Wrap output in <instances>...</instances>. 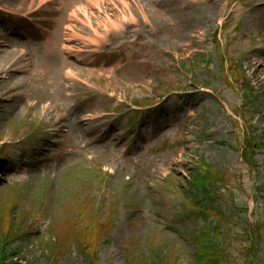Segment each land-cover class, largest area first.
Instances as JSON below:
<instances>
[{"label": "rangeland", "instance_id": "obj_1", "mask_svg": "<svg viewBox=\"0 0 264 264\" xmlns=\"http://www.w3.org/2000/svg\"><path fill=\"white\" fill-rule=\"evenodd\" d=\"M70 26L72 34L63 28ZM2 31L8 47L0 50L24 60L28 77L18 82L28 83L27 96L39 105L0 109V205L11 207L22 192L20 206L31 214L40 207L36 235L14 248L18 264H52L42 254L47 227L53 217L64 227L75 197L118 209L98 264H128L126 247L128 260L140 252L148 259L153 243L167 256L181 248L168 264H193L191 238L206 222L183 202L201 159L226 174L227 186L214 200L228 222L226 254L244 264L240 235L247 227L245 245L259 241L264 263V73L249 54L264 58V0H0ZM91 31L99 40L87 44ZM221 54L228 63L242 59L243 88L225 83ZM46 55L55 57L56 70ZM66 71L77 77L67 80ZM171 84L177 91L158 99ZM247 88L254 93L240 119ZM79 110L89 137L77 143L56 126ZM244 120L249 142L260 143L247 149L252 160L242 156ZM58 264L90 262L73 249Z\"/></svg>", "mask_w": 264, "mask_h": 264}, {"label": "trees", "instance_id": "obj_2", "mask_svg": "<svg viewBox=\"0 0 264 264\" xmlns=\"http://www.w3.org/2000/svg\"><path fill=\"white\" fill-rule=\"evenodd\" d=\"M194 184L198 185L204 193H207L209 187H215L216 184L222 182L216 173L209 171L206 166L199 167L197 172L192 175ZM84 198V196H81ZM69 207L64 227L57 219L50 227L52 231L51 238L44 243V253L47 252L56 264L68 252L71 242L80 243L85 246L83 251L87 256L94 260L97 252L102 244V238L110 231L115 221V212H109L100 209L96 203L73 198ZM30 212L21 208L18 215H14L9 208H0V264H17L13 258L17 255L13 248L21 242L26 241L32 235V226L27 224ZM219 222L224 224L225 221L222 213L215 214ZM215 229V228H213ZM209 231L205 230L207 235ZM218 233L219 229H215ZM82 242V243H81ZM247 239L243 241V249L245 251L244 264H264L260 258V252L257 248L261 247V243L256 241L254 245H245ZM225 249L217 246L216 238L208 237L205 243L200 244V248L196 254L194 264H231L230 257L224 251ZM252 254V260H249ZM129 258V251H127ZM168 257L164 252H156L151 258H139V261L133 262L128 260V264H165ZM92 264H95L92 261Z\"/></svg>", "mask_w": 264, "mask_h": 264}, {"label": "bare ground", "instance_id": "obj_3", "mask_svg": "<svg viewBox=\"0 0 264 264\" xmlns=\"http://www.w3.org/2000/svg\"><path fill=\"white\" fill-rule=\"evenodd\" d=\"M10 1H14V0H10ZM209 1L210 0H208V2ZM212 2H214V0H212ZM97 21H98V18L95 17L94 22H97ZM6 32L7 31H2V33H0V39L3 41V45L0 46L1 48L4 47V44L6 45L8 43V37L6 35ZM54 34H55V31L49 32V33L44 34V37L47 39L49 37H53ZM35 41L38 42V39L36 38ZM6 47L8 46L6 45ZM61 52H63L62 49H61ZM250 58L252 61H255V63H258L259 73L260 74L264 73V58L260 57V55L257 54L256 52L252 53ZM0 60H4V61L6 60L5 65L0 68V86L5 87L4 90L1 88L0 109L6 106L9 108L10 112H13L16 109V106L22 103L27 104L28 108L32 110L35 108L37 109L39 105H36L37 103L33 104V102H31L32 100L27 96V93L29 91L28 83H23V81H21V83L18 82L21 78H23L25 82V78L28 77L26 66L23 65L24 60L22 62L20 61V58L13 56L12 53L10 54L8 48L4 50H0ZM44 62L48 63V68L51 71H54L58 68L54 56L49 57L48 55H46L44 58ZM20 64H22V67L20 69L21 72H18L19 70L13 69L16 67V65H20ZM62 66L66 67V64L63 61H62ZM64 77H66L67 80L69 79L74 80L77 77V75L73 76L71 71H66L64 72ZM29 82H35L34 78H32V80H29ZM7 86L8 87L12 86V88L7 89L8 88ZM63 88L68 89L67 86ZM14 90H17L18 93L14 94ZM83 117H84L83 111L79 110L76 114L73 113L71 117L64 118L62 120L64 125L57 124L56 127H58L61 131L64 130L65 134L67 135H70V136L73 135L75 141L78 143L80 138L87 139V137H89L88 133L84 132L85 130L83 129L84 125H88L84 123ZM87 118L90 119L92 117L89 115L87 116ZM85 121L89 123L91 120H85ZM60 130L56 132H60ZM87 144H88V141H84L82 143L83 146H86ZM78 148L81 149V147H78ZM170 165L171 166L169 167L165 165L166 168L163 169L162 171L173 170L175 167H177V162H174Z\"/></svg>", "mask_w": 264, "mask_h": 264}]
</instances>
